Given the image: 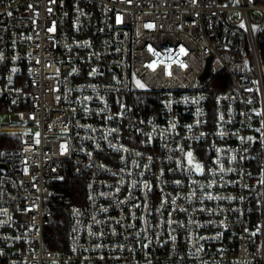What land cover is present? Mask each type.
I'll list each match as a JSON object with an SVG mask.
<instances>
[{
  "label": "built area",
  "instance_id": "1",
  "mask_svg": "<svg viewBox=\"0 0 264 264\" xmlns=\"http://www.w3.org/2000/svg\"><path fill=\"white\" fill-rule=\"evenodd\" d=\"M263 32L254 0H0V264H264ZM67 172L86 197L57 252Z\"/></svg>",
  "mask_w": 264,
  "mask_h": 264
},
{
  "label": "trees",
  "instance_id": "2",
  "mask_svg": "<svg viewBox=\"0 0 264 264\" xmlns=\"http://www.w3.org/2000/svg\"><path fill=\"white\" fill-rule=\"evenodd\" d=\"M264 3V0H254ZM261 56L264 64V32L260 39ZM161 94L147 88L135 89L129 96L128 107L146 114L156 115L161 107ZM20 141L19 135L3 134L0 136V146H11ZM259 165V162H258ZM86 189L83 177L67 172L55 184V196L50 202L51 220L45 229V246L57 252L68 249L71 236V209L74 204L85 201ZM256 206L259 210L261 202L259 196Z\"/></svg>",
  "mask_w": 264,
  "mask_h": 264
},
{
  "label": "rangeland",
  "instance_id": "3",
  "mask_svg": "<svg viewBox=\"0 0 264 264\" xmlns=\"http://www.w3.org/2000/svg\"><path fill=\"white\" fill-rule=\"evenodd\" d=\"M125 100L129 98V96H124ZM14 121L13 114L8 111V110H3L0 109V126L5 123H10ZM190 161L193 163V165L198 169V170H204V165L197 163V160L195 158H191Z\"/></svg>",
  "mask_w": 264,
  "mask_h": 264
},
{
  "label": "water",
  "instance_id": "4",
  "mask_svg": "<svg viewBox=\"0 0 264 264\" xmlns=\"http://www.w3.org/2000/svg\"><path fill=\"white\" fill-rule=\"evenodd\" d=\"M211 62H212V57H209L207 59L206 70H205V73L202 76V79H205L209 75Z\"/></svg>",
  "mask_w": 264,
  "mask_h": 264
},
{
  "label": "snow or ice",
  "instance_id": "5",
  "mask_svg": "<svg viewBox=\"0 0 264 264\" xmlns=\"http://www.w3.org/2000/svg\"><path fill=\"white\" fill-rule=\"evenodd\" d=\"M188 155H189V157H191V153H189ZM190 162H191V161H190Z\"/></svg>",
  "mask_w": 264,
  "mask_h": 264
}]
</instances>
